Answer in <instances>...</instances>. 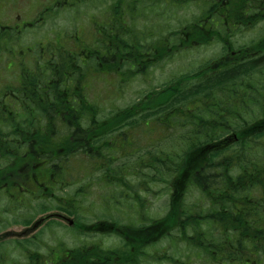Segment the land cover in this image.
<instances>
[{
	"label": "trees",
	"instance_id": "1",
	"mask_svg": "<svg viewBox=\"0 0 264 264\" xmlns=\"http://www.w3.org/2000/svg\"><path fill=\"white\" fill-rule=\"evenodd\" d=\"M118 6L111 11L116 23L110 36L99 43L104 52L92 43L86 52L76 50L80 41L68 43L60 33L54 35L59 45L53 54L38 45L33 52L34 45L22 46L15 36L20 35L17 27L0 23V52L9 55L8 62L23 51L10 99L0 101V202L5 205L0 213L12 216L0 220V229L27 225L39 213L55 209L80 224L88 184L70 190L67 165L84 159L81 173L89 171L98 186L111 190L100 197V204L112 213L118 207L132 212L124 219L101 213L105 219L95 227L59 230L57 246L70 248L71 263L142 264L149 256L146 248L172 231L204 264L214 259V264L252 263L250 258L264 254V56L258 52L264 46H220L217 55L194 70L102 116L100 107L84 95L85 76L105 65L122 75L130 64L137 66L133 74L144 71L137 55L147 45L120 21ZM180 32L169 34L177 37ZM162 46V60L181 48L169 42ZM107 56L115 57L114 62ZM159 182L166 192L171 190L167 210L144 220L145 196ZM192 191L198 201L208 202L203 213L187 199ZM54 224L47 220L34 241L0 237V264H48L50 246L44 244V252L33 247L39 246L44 231L55 236ZM109 225L119 238L111 245L75 243L76 237L89 235L87 230ZM161 257L157 260L171 264L180 260L172 254Z\"/></svg>",
	"mask_w": 264,
	"mask_h": 264
},
{
	"label": "rangeland",
	"instance_id": "2",
	"mask_svg": "<svg viewBox=\"0 0 264 264\" xmlns=\"http://www.w3.org/2000/svg\"><path fill=\"white\" fill-rule=\"evenodd\" d=\"M35 0H0V22L4 24H10L12 21L16 20V17L19 18H29L31 14L35 11V7H33V2ZM42 2H46V0H40ZM105 3H108L105 2ZM103 5L98 9H90L89 13H87L84 9H78L76 7L66 8L60 11L58 16H53L48 21L41 24L39 27H26L22 31L21 42L27 46L34 45L33 52L38 48L36 45L50 43L51 47L54 46L56 40L54 39V35L56 32L61 30L62 28L68 27L67 23H69V30H72L73 26H75L76 30L81 36L82 40H88L92 37V34L96 33V27L92 24L93 19H96L97 22H100L101 15L104 14V10L106 8H102ZM236 4L234 5V7ZM93 16H95L93 18ZM90 17L92 19H90ZM163 17V16H160ZM166 24L173 25L172 28L166 26V29L175 30L180 27H187L186 22L191 20V10L188 13L180 12L176 16H168ZM157 15H148L146 16V20H150L146 25L150 26L149 31L144 29V26L141 25L142 18L140 15L136 17V29H138L137 35L144 36L141 31H145V34L148 35V38H155L158 34V29L154 26L157 25L159 21ZM141 30V31H139ZM255 30V29H254ZM256 31V30H255ZM254 33H248L247 35H237V39H250L249 37H253ZM249 36V37H248ZM145 40V37H144ZM220 45H208V46H195V47H181L180 51L172 54V56L164 63L160 62L155 64V66L149 68L147 71L140 74H130L122 75L119 71L111 70L107 65L99 68V71L92 72L87 74L82 81V85L84 88V95L87 96L89 101H93L100 107V114L104 116L111 109L114 108H122L128 104L139 99L142 95L148 93V91L157 90L164 83L174 79L175 76L180 75L181 73H186L194 70L200 62L215 56L219 53ZM9 62L3 60L0 64V77L2 80H7L12 77L14 74L15 68L11 65L10 68L7 67ZM3 82H0V86ZM139 140L141 137L139 136ZM84 159L79 160L75 166L67 165V170L70 175L71 183L69 186L70 190H75L78 186H84V184H88L85 187V199L82 202V219L81 224H83L88 228L95 227V225L101 224L102 218L101 213H106V215H111L116 217L118 216L122 219L127 215V213H131L126 207L122 210L121 207H118L115 212L112 213L104 204H100V197L106 196L108 192L111 193V190L102 186H98L95 182V179L91 178V174L88 171L79 170L81 166L84 164ZM74 163V162H72ZM78 166V167H76ZM76 175V179L72 177V175ZM68 190V189H67ZM150 194L145 196L147 211H144V220L148 219L149 216H162L164 215L167 207L165 205L167 200V194L171 190L167 189L163 182L156 183L152 186ZM156 191L158 193H156ZM196 191H192L188 194L187 199L189 202L191 201L194 204V209L197 212L203 213L208 209L209 204L205 201L197 200ZM153 194V195H152ZM144 196V193H141ZM148 197V198H147ZM186 201L188 202V200ZM122 203V202H121ZM104 205V206H103ZM4 203L0 202V211L4 208ZM103 211H98L99 209ZM52 211V210H50ZM53 212V211H52ZM50 213V212H47ZM44 213H39L33 219H36L42 216ZM153 214V215H152ZM68 217H71L68 215ZM6 219L12 220V216L5 215V213H0V220L4 221ZM96 219L98 221H96ZM109 224L108 222L105 223ZM20 225V224H19ZM10 224L7 227L0 229V234H4L5 232H10L6 239H13L15 233L14 231H19L22 229V226ZM111 226V225H109ZM103 228V227H102ZM110 229V227H109ZM64 231L63 228L57 229V232ZM99 231L87 230L89 235H83L82 238H75V243H102L104 246H109L119 239L113 232L109 231H101L102 229H97ZM169 235L168 238H162L158 243L152 245L151 247L146 248L145 252L149 256H145L142 259V264H171L167 260L159 261L157 257H161L162 253L164 256L174 255L175 257H179L180 260L178 264H204L203 260L199 258V256L194 255L191 251L192 248L187 246L184 242H182L181 237H176L174 231ZM172 236V238H171ZM68 238V237H67ZM66 238V239H67ZM71 242V239L68 238ZM52 243L53 240H50L46 236H42V242L39 246L33 247V249L39 247V251L44 252L45 247L44 244ZM212 254V253H211ZM153 255V256H152ZM262 255V256H260ZM155 257V259H154ZM162 258V257H161ZM199 258V259H197ZM211 258V257H210ZM7 259V258H6ZM214 259V258H212ZM212 261V260H211ZM215 261V259L213 260ZM213 261L209 264H214ZM248 261H252L253 263L259 262V264H264V254L256 255L254 258H250Z\"/></svg>",
	"mask_w": 264,
	"mask_h": 264
},
{
	"label": "flooded vegetation",
	"instance_id": "3",
	"mask_svg": "<svg viewBox=\"0 0 264 264\" xmlns=\"http://www.w3.org/2000/svg\"><path fill=\"white\" fill-rule=\"evenodd\" d=\"M107 1L108 3H105ZM53 2H55V4L59 3L54 0H46V2L35 0L32 5L36 9L29 18L21 21L17 16V21L11 24V26L7 27H17L16 33L18 32L21 34V31L25 26L40 25L50 4ZM117 3H119L121 6H118L117 8L123 15L120 21L125 25L126 28L130 26V32L135 34L138 32V29L135 28L137 15L141 16V25L144 26V29H147L148 31L150 26H148L149 24H146L152 19L146 20V16H158L157 19L159 21L157 22V25L154 26L156 29H158V34L155 38H148V35L145 34V31L139 30L144 36H138L143 38L145 37L144 41L146 43L145 45H147L145 50L141 54L139 53L137 55L138 58H142L141 61H143V65L140 67L144 69L143 72L155 66L157 63H164L162 57H159V54L161 56L163 53V49H160L163 47V43H165L166 46L168 45V42L174 45L177 44L178 47L208 46L212 44L233 47L264 46V0H76L74 2H69L66 0L62 2L65 8L76 7L78 9H84L87 11V13H89L90 9H98L101 5H103L102 8H106L103 9L105 13L100 16V22H97L96 19H93L92 24L96 27V33L92 34V37H90L88 40L81 39V36L76 30L75 26H73L72 30H69V23H67L68 27L62 28L57 32V34L60 33L61 35H65L67 37L68 43L73 42V39L75 38L78 39L80 41V45L74 47L76 50L86 52V47H88L87 45L92 43V46L96 47L95 49L97 52H104L105 49H101L99 43L102 38L105 39V37L110 36L113 25L116 23V18L114 15H112L111 11ZM235 4L236 6L234 7ZM190 10L191 20L186 22L187 27L175 29L181 31L177 37H175V35L169 34V32L174 30H168L166 29V26L172 28L175 23L173 25L166 24L167 19L170 17L165 18L164 16H176L180 12L188 13ZM128 13H130L131 16ZM94 17L95 16H93V18ZM90 19L92 18L90 17ZM105 32L108 33L107 36H105ZM248 33H254L253 37L248 36L250 39H237V35H247ZM15 36L20 35L15 34ZM171 36H174V39L170 38ZM57 44L59 45L56 40V43H54L52 48L49 46L51 45L50 43H45L38 46L47 49V55L50 56L55 52ZM18 52L19 54L13 53V59L8 64L9 68L11 65L15 68L12 77L7 80H2L3 78L0 77V82H3V84L0 86V101L10 99L9 93L13 92L12 86L16 84L20 75V72L17 69V64L20 61L23 62V51ZM258 52L264 56L263 50H258ZM104 54L105 53H99L100 57H102ZM234 54L235 52L232 51L231 55ZM27 57L28 56H24L25 59ZM97 57L99 58V56ZM4 58L7 62L9 55H5L0 52V64L1 60ZM105 59L108 62L113 63L115 57L110 58L107 56ZM136 67L130 64V67L128 66L126 69L127 75L133 74V71L136 69ZM118 71L120 72L119 69ZM143 72H137L134 74H140ZM13 196L16 197L17 203L21 202L19 195L15 194ZM51 214L54 216L52 217L53 221L57 223L52 226L54 229L64 228L67 230H72L74 226L75 228L81 227V223L78 224V222L72 216L68 217V215L64 212L55 209ZM45 221L41 220V223L35 228L33 227L35 220L31 221L27 225L14 223L15 226L19 224V226H22L21 230L13 232L15 233L14 236H16L17 239L30 238L34 241L33 237L44 227ZM111 229L112 226L110 229L103 228L101 231L111 232ZM75 232L76 234H79L77 230H75ZM70 234L74 235L73 231ZM57 235H59L57 234V231L55 236L53 234L50 235L46 231H44L42 234V236H46L50 240H53L52 243H46L50 246L47 247L46 251L48 252L51 250L49 255L46 256V261L48 264H74V262H70L72 258L70 259V256H68V249L70 248L61 249L57 246ZM79 235L83 234L81 233ZM39 242H42V238ZM99 244L102 245V243ZM63 252H65L64 257H62ZM76 259L80 260V256H77ZM76 264L80 263L76 262ZM250 264H259V262H252Z\"/></svg>",
	"mask_w": 264,
	"mask_h": 264
}]
</instances>
